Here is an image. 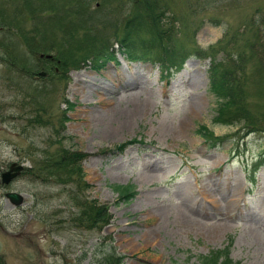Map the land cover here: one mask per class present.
<instances>
[{
	"label": "rangeland",
	"instance_id": "rangeland-1",
	"mask_svg": "<svg viewBox=\"0 0 264 264\" xmlns=\"http://www.w3.org/2000/svg\"><path fill=\"white\" fill-rule=\"evenodd\" d=\"M167 1L164 23L176 22L175 48L206 51L205 58H187L168 84L158 62H129L119 54L98 73L84 65L46 74L18 35L0 33L31 73L17 75L0 63V264H99L108 251L124 256L123 264H199V256L223 248L228 238L233 261L264 264V166L252 172L264 155V133L244 137L241 124L214 123L207 74L209 50L221 59L226 32L237 33L251 16L264 18V0ZM21 3L0 0V7L7 15ZM97 7L93 0L88 12ZM104 31L111 35L109 27ZM29 96L44 106L40 124L31 123L38 112ZM251 96V111L264 106V94ZM200 126L220 142L210 147ZM59 138L87 155L80 164L89 187L79 197L107 207L110 223L101 230L81 225L71 187L30 176ZM132 139L142 142L116 150ZM15 166L23 168L19 177L3 186L1 174ZM114 185H132L133 196L121 198ZM10 191L22 194L20 206L5 198Z\"/></svg>",
	"mask_w": 264,
	"mask_h": 264
},
{
	"label": "trees",
	"instance_id": "trees-1",
	"mask_svg": "<svg viewBox=\"0 0 264 264\" xmlns=\"http://www.w3.org/2000/svg\"><path fill=\"white\" fill-rule=\"evenodd\" d=\"M11 1L17 3L19 0ZM92 1L22 0L21 9L7 15L0 7V33L7 31L18 35L26 49L37 57L34 65L47 74L55 72L56 68L60 73L66 74L70 69L78 70L84 65H90L98 72L109 61L115 60L116 50L132 61H157L162 78L166 81L181 69L188 53H178L175 48L172 33L175 23L171 22L169 28L164 23L169 12V1L97 0L98 7L88 12ZM127 5L131 6L128 13L125 12ZM106 8H109L106 17L97 15ZM108 27L111 35L104 31ZM224 39L220 45L223 49L222 58L212 57L208 69L209 90L214 95L216 104L214 123L231 126L241 124L244 136L255 132L264 133V106L260 105L254 111L249 108V100L254 98L251 96L252 91L256 93V98L264 94L263 15L251 16L237 33L231 36L226 33ZM114 45L117 46L116 50ZM0 46V61L9 70L17 75L31 74L27 65L12 52L10 46H5L4 43H0ZM46 52H54V56L50 59L39 57L40 54L47 55ZM194 53L197 57H204L206 54L201 50ZM213 53L211 48L209 54ZM29 97L31 110L38 112L31 123L40 124V112L44 106L36 98ZM73 107V104H68L67 109ZM60 125V129H63L64 122ZM197 131L210 146L219 141L203 126L198 127ZM136 142L141 140L132 139L116 150L122 153L126 146ZM53 145L55 149L42 154V164L34 168L35 172L30 176L44 183L53 181L57 185L71 187L70 191L73 192L70 195L78 207L77 215L81 225H85L88 230H101L110 223L111 215L107 207L96 200L79 197L89 187L84 181L80 164L87 155L66 149L60 138ZM263 164L264 156L254 168ZM27 171L29 172L28 169ZM132 189V185L113 186L114 192L125 200L133 196ZM232 243V238H228L222 249L210 250L207 255L199 256V264H239L230 258ZM123 260L124 256L108 251L101 255L98 263L123 264Z\"/></svg>",
	"mask_w": 264,
	"mask_h": 264
},
{
	"label": "water",
	"instance_id": "water-1",
	"mask_svg": "<svg viewBox=\"0 0 264 264\" xmlns=\"http://www.w3.org/2000/svg\"><path fill=\"white\" fill-rule=\"evenodd\" d=\"M21 167H15L13 168L11 171H8L6 173L2 174V183L4 185H8L13 179H15L17 177V175L19 174V172L21 171ZM6 197L10 200V202L15 205V206H19L22 204L23 202V198L16 193H8L6 195Z\"/></svg>",
	"mask_w": 264,
	"mask_h": 264
},
{
	"label": "bare ground",
	"instance_id": "bare-ground-1",
	"mask_svg": "<svg viewBox=\"0 0 264 264\" xmlns=\"http://www.w3.org/2000/svg\"><path fill=\"white\" fill-rule=\"evenodd\" d=\"M174 83H172V85H173ZM103 90H100V88L99 87H97L96 89H95V92L96 93H99V92H102ZM142 91H145V90H142ZM101 101V100H100ZM99 101V102H100ZM97 103V102H96ZM145 104H148L149 105V103L146 101V102H144ZM198 108V104L196 105L195 104V106L193 105V106H191V112L193 113L197 108ZM149 180H153V178H152V176H149V178H148Z\"/></svg>",
	"mask_w": 264,
	"mask_h": 264
}]
</instances>
